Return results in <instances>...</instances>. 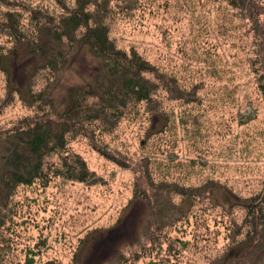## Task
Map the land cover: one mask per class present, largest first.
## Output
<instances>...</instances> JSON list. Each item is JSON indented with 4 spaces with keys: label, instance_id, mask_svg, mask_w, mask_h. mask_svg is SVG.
<instances>
[{
    "label": "rangeland",
    "instance_id": "374dc122",
    "mask_svg": "<svg viewBox=\"0 0 264 264\" xmlns=\"http://www.w3.org/2000/svg\"><path fill=\"white\" fill-rule=\"evenodd\" d=\"M11 1L53 15L77 4ZM95 1L92 9L104 16L116 45L138 51L165 79L148 76L158 83L151 102L130 104L113 128L87 122L86 136L71 143L96 182L59 177L17 189L11 220L0 227V249L4 237L10 243L2 254L10 264L216 262L248 230L246 210L234 198L264 196V0L248 9L224 0ZM9 7L0 0L1 11ZM30 22L23 11V23ZM10 45L0 33V47ZM26 50L20 44L17 58ZM66 51L68 62L48 93L59 108L68 88L90 80L100 64L82 44ZM39 61L17 65L15 78L25 89L36 83L38 92L46 84L44 70L30 77ZM34 112L18 95L9 98L0 70V131ZM157 195L164 203L154 215L149 205ZM227 197L234 205H226ZM8 212L1 205L0 215Z\"/></svg>",
    "mask_w": 264,
    "mask_h": 264
},
{
    "label": "trees",
    "instance_id": "16d2710c",
    "mask_svg": "<svg viewBox=\"0 0 264 264\" xmlns=\"http://www.w3.org/2000/svg\"><path fill=\"white\" fill-rule=\"evenodd\" d=\"M224 1L233 7L247 9L256 3L255 0ZM2 2L13 7L4 12L0 9V33L7 35L11 43L7 48L0 47V70L6 75L9 98L18 95L25 105L34 107L35 112L23 118L19 125L0 131V207L4 205L9 211L0 215V227L11 220L9 203L20 186L31 187L36 183L47 186L59 177L96 182L95 172L86 159L71 148V143L81 135L86 136L83 128L87 122L104 120L113 128L130 104L151 102L158 83L148 76L155 74L158 79H165L159 75L158 68L138 51H126L116 45L104 16L92 9L95 0H77L74 7L67 8L60 15L42 13L37 8L28 9L25 3ZM16 5L22 9L15 8ZM21 10L30 15L28 27L23 23ZM257 23L258 20L255 26ZM22 43H27L28 50L18 59L15 50ZM66 44L70 48H66ZM74 44L87 46L100 64L90 80L68 88L67 96L61 102L64 107L59 108L55 99L48 95L49 87L67 64L70 51L66 50ZM34 56H40V61L30 66L31 79L42 70L46 72V84L38 92L33 89L36 83H32L28 90L15 78L17 65ZM260 89L264 95V83L260 84ZM94 148L122 165L107 149ZM176 192L187 195V198L194 193H188L183 187H178ZM233 198L227 197L226 205H234ZM234 199L240 200L237 204L246 210L244 221L248 230L243 238L235 240L216 262L210 264H264V196ZM154 202L155 205L149 206L155 215L158 213L156 207L164 203V197L157 195ZM161 226L159 224L156 230ZM238 235L243 234L239 232ZM4 238L0 259L2 264H10L2 254L10 245ZM78 258L76 255L74 262L78 263Z\"/></svg>",
    "mask_w": 264,
    "mask_h": 264
}]
</instances>
